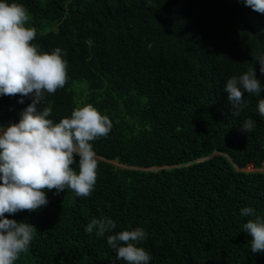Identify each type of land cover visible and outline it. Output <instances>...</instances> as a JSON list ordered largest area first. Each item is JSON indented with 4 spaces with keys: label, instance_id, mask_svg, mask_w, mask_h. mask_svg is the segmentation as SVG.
Segmentation results:
<instances>
[{
    "label": "trees",
    "instance_id": "16d2710c",
    "mask_svg": "<svg viewBox=\"0 0 264 264\" xmlns=\"http://www.w3.org/2000/svg\"><path fill=\"white\" fill-rule=\"evenodd\" d=\"M7 2L28 10L42 52H66L68 82L40 106L52 108L49 119L91 103L113 125L92 142L99 163L90 196L53 189L46 206L5 214L37 229L15 264H125L107 237L137 227L149 264H264L243 230L264 218V171L245 170L264 163V91L245 94L239 117L224 91L249 67L264 86L253 59L264 55V14L243 0ZM30 103L0 96V126L18 123ZM248 118L250 133L241 131ZM244 207L254 215L241 216ZM102 216L116 228L86 233Z\"/></svg>",
    "mask_w": 264,
    "mask_h": 264
},
{
    "label": "clouds",
    "instance_id": "9594fccd",
    "mask_svg": "<svg viewBox=\"0 0 264 264\" xmlns=\"http://www.w3.org/2000/svg\"><path fill=\"white\" fill-rule=\"evenodd\" d=\"M245 6L264 14V0H243ZM29 13L23 4L0 0V96L30 97L31 103L21 113L18 123L0 126V264H15L26 252L37 230L27 222L6 218L22 211H36L46 206L47 191L72 190L77 197H88L95 189L99 157L93 141L107 137L113 125L107 115L91 103L75 107L70 116L58 123L49 119L52 108L44 107L46 95H53L68 82L66 52L55 48L42 52L33 41L35 27L28 26ZM264 74V55L253 57ZM231 113L239 117L249 101L245 94L260 96L264 91L256 69L249 67L240 76H232L224 86ZM23 99L19 103H23ZM264 117V99L257 105ZM255 121L248 118L241 131L250 133ZM79 157L78 172L71 167ZM246 170V169H245ZM260 171V170H259ZM241 216L254 215L251 207ZM116 228L107 216L93 218L85 231L103 237ZM243 230L251 236L253 253L264 252V218L248 219ZM147 238L143 228L122 230L108 235L107 244L125 264H149L150 254L140 245Z\"/></svg>",
    "mask_w": 264,
    "mask_h": 264
},
{
    "label": "rangeland",
    "instance_id": "374dc122",
    "mask_svg": "<svg viewBox=\"0 0 264 264\" xmlns=\"http://www.w3.org/2000/svg\"><path fill=\"white\" fill-rule=\"evenodd\" d=\"M246 170H261V171H264V163L261 165V166H259V167H255V166H247L246 168H245Z\"/></svg>",
    "mask_w": 264,
    "mask_h": 264
},
{
    "label": "water",
    "instance_id": "95a60500",
    "mask_svg": "<svg viewBox=\"0 0 264 264\" xmlns=\"http://www.w3.org/2000/svg\"><path fill=\"white\" fill-rule=\"evenodd\" d=\"M113 163L118 164V162L113 161ZM122 165V164H121ZM124 166V165H122ZM159 167H152L151 169H158ZM261 171V170H260Z\"/></svg>",
    "mask_w": 264,
    "mask_h": 264
}]
</instances>
